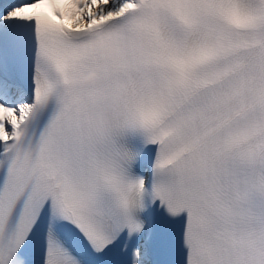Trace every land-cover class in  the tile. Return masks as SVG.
<instances>
[{
    "label": "snow or ice",
    "instance_id": "1",
    "mask_svg": "<svg viewBox=\"0 0 264 264\" xmlns=\"http://www.w3.org/2000/svg\"><path fill=\"white\" fill-rule=\"evenodd\" d=\"M0 264H264V0H0Z\"/></svg>",
    "mask_w": 264,
    "mask_h": 264
}]
</instances>
